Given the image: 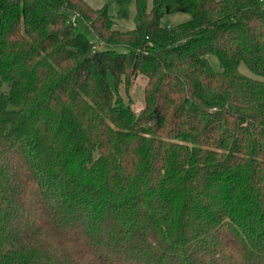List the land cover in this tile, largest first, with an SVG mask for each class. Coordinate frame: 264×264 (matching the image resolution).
<instances>
[{"label":"trees","instance_id":"16d2710c","mask_svg":"<svg viewBox=\"0 0 264 264\" xmlns=\"http://www.w3.org/2000/svg\"><path fill=\"white\" fill-rule=\"evenodd\" d=\"M131 1L0 0V264H264L262 0Z\"/></svg>","mask_w":264,"mask_h":264},{"label":"rangeland","instance_id":"374dc122","mask_svg":"<svg viewBox=\"0 0 264 264\" xmlns=\"http://www.w3.org/2000/svg\"><path fill=\"white\" fill-rule=\"evenodd\" d=\"M86 3L91 6L94 9H100V8H107L108 14L110 16H115L116 13V5H115V0H84ZM261 5L264 7V0H262ZM128 15L125 19H121L117 21V28L126 31V30H132L135 28V17H136V4L135 1L132 0L128 6ZM190 16L185 13H177V14H171V15H164L162 18V22L165 25L168 26H175L179 23L185 22L189 20ZM79 28L82 32L87 34L89 36V33L86 29V27L79 22ZM239 71L245 76H248L250 78H257L254 74L251 73V71L244 65L240 64L239 66ZM145 79L138 76L136 80L134 81V86L132 90V98L135 100V105L139 109L141 108L143 104V87L145 85Z\"/></svg>","mask_w":264,"mask_h":264}]
</instances>
